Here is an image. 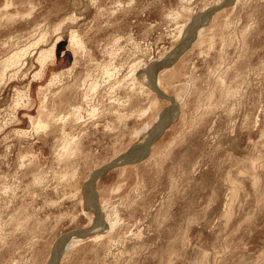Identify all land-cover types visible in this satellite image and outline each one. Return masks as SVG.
I'll list each match as a JSON object with an SVG mask.
<instances>
[{
  "label": "rangeland",
  "instance_id": "374dc122",
  "mask_svg": "<svg viewBox=\"0 0 264 264\" xmlns=\"http://www.w3.org/2000/svg\"><path fill=\"white\" fill-rule=\"evenodd\" d=\"M225 1L0 0V264H264V0Z\"/></svg>",
  "mask_w": 264,
  "mask_h": 264
},
{
  "label": "bare ground",
  "instance_id": "6f19581e",
  "mask_svg": "<svg viewBox=\"0 0 264 264\" xmlns=\"http://www.w3.org/2000/svg\"><path fill=\"white\" fill-rule=\"evenodd\" d=\"M59 45V44H58ZM58 45L56 46V47H58ZM61 45V44H60ZM44 60H46V58L44 57ZM158 73H159V71H157L156 72V74H155V80H156V82L158 83ZM155 83V82H154ZM156 120H157V117L154 119V120H152L150 123H148V124H146V127H145V129H147V128H149V126H151L152 124L154 125V123L156 122ZM166 120V119H165ZM164 121V120H163ZM163 124V123H162ZM161 126V124L159 125L158 123H157V126H156V128L157 127H160ZM156 129H154L153 131H151L150 132V130L148 131V132H146V134H144L141 138H140V140H138L137 142H142L143 140L145 141L146 139H148V134H151V133H153L154 131H155ZM138 143V144H139ZM138 147H142V146H138ZM136 149V150H135ZM142 153V152H141ZM135 154H138V150H137V148L136 147H132V149H130V151L128 152V153H126L125 155H123V156H125V157H127L126 159L127 160H124L123 162L124 163H133V162H136V161H138L140 158L138 157V158H135V157H130V156H132V155H135ZM131 159H133V160H131ZM116 164V163H115ZM94 178H95V176L94 175H92V177L90 178V181H89V190L90 191H92V186H93V181H94ZM91 194L93 195V193L91 192ZM94 196V195H93ZM89 198H90V201L95 205H92L90 202H88V199H87V197L85 198V200H86V202H87V205H88V210L90 209V211L89 212H87L88 213V215L90 216V223L92 222V224H91V226H93L94 225V227L93 228H91V229H93V232L95 231H98V227L99 226H101L102 224V222L100 221L99 223H97V224H94L95 222H97V218H96V216L95 215H97V216H99V218H100V220H101V216H100V213L97 211V205H96V203H95V196H94V199L89 195ZM105 232V231H104ZM103 232V233H104ZM92 233V232H91ZM72 234H78V235H71L69 238H67V239H64V241H62V242H60V244L59 245H57L55 248H54V256H55V258H57V254H56V252H57V250H59V249H62V248H67V247H69V246H71V245H73V244H75L76 242H79L80 240H78V239H82V238H84L85 236H88V235H86L85 234V236L83 235V234H79V232L78 231H75V232H73ZM67 236V235H66ZM65 236V237H66ZM68 237V236H67ZM61 244H63V245H61ZM60 245L62 246L61 248H60ZM63 250V249H62ZM59 251H61V250H59ZM64 251V250H63ZM54 257H52V259H53ZM51 264H54V263H51Z\"/></svg>",
  "mask_w": 264,
  "mask_h": 264
},
{
  "label": "water",
  "instance_id": "95a60500",
  "mask_svg": "<svg viewBox=\"0 0 264 264\" xmlns=\"http://www.w3.org/2000/svg\"><path fill=\"white\" fill-rule=\"evenodd\" d=\"M231 0H228V1H225V2H222L220 5H224V4H228L229 2H230ZM56 49V53H55V55L57 56V53H58V49L60 48V44L58 45V47H55ZM171 59L172 58H164V59H161V60H158V61H153V62H151V63H149V65L147 66V68H145V71H149L150 69H155V70H160L161 68H163V67H165V66H167L168 65V63L171 61ZM163 97H166V96H163ZM168 98V97H167ZM169 100H171V98H168ZM104 169V168H103ZM102 169V170H103ZM102 170H100V171H95V172H92L93 174L92 175H94V176H96L97 174H99L100 172H102ZM98 211V210H97ZM99 212V211H98ZM94 227V225L93 226H91V224H89L88 226H86V227H84V228H81V229H75L76 231H78L79 232V234H83L84 236H85V234L86 235H91L92 233L91 232H93V229H91V228H93ZM72 231H74V230H72ZM71 232V231H70ZM69 233V232H68ZM68 233H66V234H68ZM66 234H64V235H61L56 241H55V244H54V246H53V248H52V250H51V253H52V251H53V249L57 246V245H59L60 244V242L63 240V237H65L66 236ZM51 253H50V255H51ZM49 259H50V256H49ZM49 259H48V262H49ZM48 262H47V264H48Z\"/></svg>",
  "mask_w": 264,
  "mask_h": 264
}]
</instances>
